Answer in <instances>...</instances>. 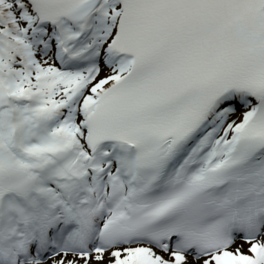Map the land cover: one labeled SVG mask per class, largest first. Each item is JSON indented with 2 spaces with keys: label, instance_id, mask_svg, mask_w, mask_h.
<instances>
[{
  "label": "snow or ice",
  "instance_id": "obj_1",
  "mask_svg": "<svg viewBox=\"0 0 264 264\" xmlns=\"http://www.w3.org/2000/svg\"><path fill=\"white\" fill-rule=\"evenodd\" d=\"M0 264H264V0H0Z\"/></svg>",
  "mask_w": 264,
  "mask_h": 264
}]
</instances>
